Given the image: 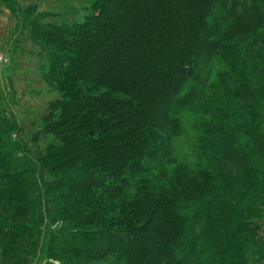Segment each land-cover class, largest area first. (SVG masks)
I'll return each instance as SVG.
<instances>
[{
    "label": "trees",
    "instance_id": "1",
    "mask_svg": "<svg viewBox=\"0 0 264 264\" xmlns=\"http://www.w3.org/2000/svg\"><path fill=\"white\" fill-rule=\"evenodd\" d=\"M5 1L32 28L61 97L43 119L60 143L26 171L4 169L21 163L15 156L28 158L11 139L14 117L0 110L2 230L29 231L39 242L44 202L48 215L75 227L52 230L51 257L64 248L100 264H140L129 241L148 229L174 234L179 247L174 263L155 264L264 258L255 238L264 215V0H193L203 12L195 17L181 11L186 0H136L143 9L135 37L117 27L127 0H95L91 14L61 22H41L49 13L38 4ZM215 61L227 69L211 82ZM184 108L202 115L198 157L211 174L209 197L196 206L149 176L174 150ZM34 212L38 224L13 219Z\"/></svg>",
    "mask_w": 264,
    "mask_h": 264
},
{
    "label": "rangeland",
    "instance_id": "2",
    "mask_svg": "<svg viewBox=\"0 0 264 264\" xmlns=\"http://www.w3.org/2000/svg\"><path fill=\"white\" fill-rule=\"evenodd\" d=\"M16 1L20 6H28L29 4L38 3V1L35 0ZM40 1H45L54 6L57 3L64 4L65 2H71V4L74 3L75 6H80L82 10L79 9L76 11L75 9H70L66 11L60 9V11H58L59 13H57L58 16L54 14L53 16L49 15L39 19L41 22H61L65 20L76 21L81 19L86 14H91L93 12L92 5L95 0ZM175 1L178 3L177 0ZM182 4L181 11H184L185 14H189V12H191L194 14L193 17H195L198 13H203L196 9L193 0H186ZM124 6H126L128 10H126L124 14L117 17V27L121 28L123 32L129 36L135 37L137 35L135 28H137V30L139 28L137 20L138 17L140 18L142 15L143 5H137L136 0H127ZM40 11L47 13V10L44 9H40ZM26 24L27 23H23V21L21 22L19 17H17V15L12 11L8 2L0 0V62L5 61L10 56V60L12 57L17 58V56L20 55L19 53L24 51L25 54L22 55L27 57V61L30 65L32 64L33 66L35 58L37 59V68L40 72H37L38 74L27 86L24 84L25 80L24 83H21V78L16 81L18 84L24 85V88L19 87L15 90L17 91L18 96L14 101H12L9 94L4 92V89L0 84V110L7 115L12 114L14 117L13 121L16 129L11 132V139L13 142H17L24 150H26L24 154L28 158L27 160L25 159L26 161L24 160V162L22 160L23 157L15 156V159L19 160L21 163L19 165L5 166L4 169L8 172H21L22 170H28L26 168L29 167L26 166L30 161H36L39 163L40 160L42 161L43 155L47 154L49 151V147L60 143V141L57 140V138H55L51 133L44 130L43 119L45 115L49 113L51 102L59 99L61 94L52 81L45 76L43 66L45 63H48L46 53L43 51L39 41L33 37L32 28ZM14 29L15 33H17L16 41L18 47H16L11 54H8L6 52V45L9 35ZM197 37H201V35L198 34ZM212 67L210 81L218 82L219 69H227V66L219 61H215ZM35 70L36 69L34 68V71ZM34 80L39 83L42 82L41 84H43V86L39 87L37 82H34ZM15 109H18V113L15 112ZM201 118L202 115L200 113L194 112L191 109L184 108L181 110L180 119L183 123V129L175 139V143L172 146L174 150L166 154L165 157L162 158L161 163L156 162L149 175L153 181H157L159 184L164 183L172 189L184 194L187 199H192L191 202L194 203L192 206H196L194 200L198 199L201 203L209 197L208 189L211 184L210 171L205 169V165L199 161L198 157L197 143L199 131L197 130V123H200ZM48 163L52 164L53 161H49ZM37 171L39 172V166ZM45 176L48 180L53 179V173L48 170H45ZM39 183L41 182L39 181ZM41 190L40 193H44V191ZM47 198L48 197H45L43 200L46 201ZM42 204L43 215L40 220L43 223L39 230H36L40 233L38 242L37 234L35 233L34 235L33 233H30L31 236H29V231L22 234H9L7 231L1 229V225L3 226L4 223L2 217V215H4V206L3 200L0 197V212L2 214L0 215V264H86V262L88 264H100L103 262L100 259L89 260L84 257L80 258L70 250L64 248H61L60 250L52 249L54 256L52 255L53 257H51L47 246L52 230L56 228L72 230L75 227L71 222L61 220L53 213L48 215L44 209L45 205L48 206L49 204L44 202ZM261 208L264 212V207ZM192 215V218L195 219L194 224L197 225H195V227H198L196 220L200 215V209L194 211ZM195 215H197V217H195ZM36 216L37 215H35L34 212V214L14 215L13 219L17 220L24 226H30L35 222L37 223L38 216ZM143 219L144 218H142V220ZM258 224L260 227L256 232L257 235H255V238L259 244L264 246V215ZM139 232H141L140 236L136 235V238L134 237L133 240L128 241L131 242L129 246L130 252L133 253L138 260H140L138 261L140 264H155L160 261L174 263L176 261V257L179 254V247H177L173 243V240H171V238L175 236L174 234L171 233L172 235L170 234L169 236L171 237L169 238V236L161 231L153 232L148 229H143V231ZM195 232V234L198 233L197 231ZM144 242L145 244H143ZM146 246L152 248V250H142ZM47 251H49V254ZM253 260L255 261L252 264H264V258L257 260L254 257Z\"/></svg>",
    "mask_w": 264,
    "mask_h": 264
},
{
    "label": "crops",
    "instance_id": "3",
    "mask_svg": "<svg viewBox=\"0 0 264 264\" xmlns=\"http://www.w3.org/2000/svg\"><path fill=\"white\" fill-rule=\"evenodd\" d=\"M35 1H38V3H36V4L39 5V8L47 10V12H49L50 16H53L54 14H56V16H58L57 13H59L58 11H60V9H63L66 11H68L70 9H75L76 11L81 9L79 5L75 6L74 3L71 4V2H65L64 4L63 3H57L54 6V5H51L50 3H47L45 1H40V0H35ZM16 38H17V33H15V29H14L11 32V34L9 35V39H8L7 45H6V52L8 54L9 53L11 54L15 50V48L18 47ZM19 54L20 55L17 56V58L12 57L9 63L5 64L4 62H0V84H1L2 88L4 89V92L6 94L10 95V98L12 99V101H14L16 99V97L18 96L17 91H15V90H17V88H19V87L24 88L23 87L24 85H20L16 81L19 80V78H21L22 79L21 83H24V80H25L24 84H26V86H27L34 79V77L38 74L37 72H39L38 68H37V59L36 58H35V62L33 65L34 68L36 69L34 71L32 64L30 65V63L27 61V57H25V55H22V54H25L24 51H22ZM34 82H37L39 87L43 86V84H41L42 82L39 83L36 80H34ZM14 96H15V98H14ZM15 112L18 113V109H15Z\"/></svg>",
    "mask_w": 264,
    "mask_h": 264
},
{
    "label": "built area",
    "instance_id": "4",
    "mask_svg": "<svg viewBox=\"0 0 264 264\" xmlns=\"http://www.w3.org/2000/svg\"><path fill=\"white\" fill-rule=\"evenodd\" d=\"M5 64L10 62V57L3 61Z\"/></svg>",
    "mask_w": 264,
    "mask_h": 264
}]
</instances>
